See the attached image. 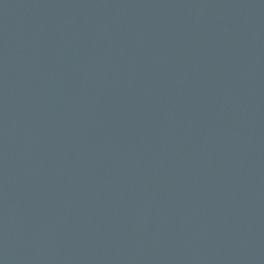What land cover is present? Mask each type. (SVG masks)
<instances>
[{
	"label": "water",
	"instance_id": "obj_1",
	"mask_svg": "<svg viewBox=\"0 0 264 264\" xmlns=\"http://www.w3.org/2000/svg\"><path fill=\"white\" fill-rule=\"evenodd\" d=\"M0 264H264V0H0Z\"/></svg>",
	"mask_w": 264,
	"mask_h": 264
}]
</instances>
